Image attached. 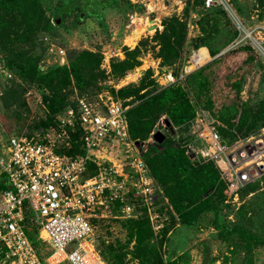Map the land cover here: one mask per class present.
Here are the masks:
<instances>
[{
	"label": "trees",
	"instance_id": "1",
	"mask_svg": "<svg viewBox=\"0 0 264 264\" xmlns=\"http://www.w3.org/2000/svg\"><path fill=\"white\" fill-rule=\"evenodd\" d=\"M115 1L92 0L91 3L112 6ZM68 3L71 4L68 10L74 6L77 9L76 20L82 19L84 15L77 0H60L54 6L49 5L48 12L43 0H0V61L7 72L19 79L10 81L0 90V104L8 109L12 120L7 127L11 130L8 134L41 133L47 126L55 125L56 116L65 107L72 106L75 109L76 98L94 94L100 87L99 81L109 76H120L127 69L136 66L140 54L147 48L154 49L157 45L154 54L160 58V65H170L180 60L186 45H190L191 51L204 46L210 57L198 68L186 73L182 80L176 79L159 85L151 77L150 69L146 68L137 82L110 88L114 97L127 105L125 117L132 139L144 140L160 117L171 124L174 133L170 134L163 127L164 138L159 143H148L143 153L155 185L166 198V201L160 199L162 201L156 206L158 214L163 217L157 231L158 236L150 227L144 207L140 206L139 212L132 217L92 219L95 246L106 264H126L123 260L125 251L136 259V264H171V260L162 259L159 248L165 243L176 219L177 222L191 224L204 210L211 208L215 211L218 205L230 206L229 202H224L225 184L212 161L191 158L185 153L184 145L190 138L186 132L188 121L194 115L196 107L207 108L222 122L223 125L217 124L216 128L226 140L238 134L246 135L264 125V98L254 102L249 98L239 100L242 77L224 63V58L229 53L238 50L245 52L243 61L250 62L255 56L254 49L245 42L216 54L236 37L237 29L230 24L221 5L214 3L204 6L203 0H186L182 14L170 13L163 16L160 19L161 28H155L150 37H140L131 47L122 45L123 56L109 58L108 71L100 66L101 52L86 47L69 49L65 52L64 63L57 62L41 70L38 65L39 53L34 51L35 38L40 32L53 30L61 23L62 14L66 12L64 4ZM193 3L203 6V11L196 20L198 33L187 37L186 15ZM94 11L93 15L99 19V11L96 8ZM151 41L154 43H150ZM44 48L46 52V44ZM222 67L224 72L221 78L226 89L223 87L225 92L219 97L213 78L220 76ZM177 72L173 67L171 73L177 75ZM28 83H34L39 88L43 112L31 119L27 124L28 130L24 131L26 119L21 109L26 106L24 92L25 84ZM71 92L73 97H70ZM80 135L81 129L77 119H74L68 137L69 144L61 150L68 154L81 153ZM87 163L88 170L93 171L92 163ZM0 177V188H5L1 181L4 177ZM256 186L257 181L244 184L240 188V198L251 194ZM116 207L115 203L112 214H117ZM242 219L243 222L230 225L224 222L214 224L221 234H233L236 241L233 244L243 243L248 252L251 244L259 242L261 238L248 226V217ZM109 220L119 222L118 225L125 229L128 240L133 238L130 248H126L127 242L121 243L118 237L106 241L104 239L106 246L99 248L98 245L102 242L99 230L106 231L109 226L104 227V224ZM26 232L33 245H43L35 238L34 227Z\"/></svg>",
	"mask_w": 264,
	"mask_h": 264
},
{
	"label": "built area",
	"instance_id": "2",
	"mask_svg": "<svg viewBox=\"0 0 264 264\" xmlns=\"http://www.w3.org/2000/svg\"><path fill=\"white\" fill-rule=\"evenodd\" d=\"M213 1L204 0V5ZM223 4L233 18V11ZM46 53L58 63L66 61L65 50L51 42L46 43ZM117 53L102 52L100 66L105 71L109 58ZM199 53L198 48L192 50L177 75L168 71L163 82L182 80L198 68L206 61ZM124 76L119 79L123 84L129 81ZM76 99L75 109L65 107L56 124L41 133L6 135L0 153L5 185L0 188V264H106L95 246L92 219L132 217L143 206L154 234L161 225L163 217L156 206L166 198L143 158L161 118L144 140L135 142L128 133L127 105L120 99L101 92L94 98ZM74 119L81 129L82 152L68 154L61 149L69 144ZM186 132L190 138L185 153L212 161L225 184L224 202L239 204L240 188L246 183L257 180L264 185V125L226 140L206 110L196 107ZM115 203L116 215L112 214ZM32 227L43 245L32 244L26 232Z\"/></svg>",
	"mask_w": 264,
	"mask_h": 264
},
{
	"label": "rangeland",
	"instance_id": "3",
	"mask_svg": "<svg viewBox=\"0 0 264 264\" xmlns=\"http://www.w3.org/2000/svg\"><path fill=\"white\" fill-rule=\"evenodd\" d=\"M185 1L116 0L112 6H102L96 2L93 5L91 3L92 0H77V5L81 7L82 15H84L78 21L75 18L77 10L75 6L68 10L71 4H64L63 9L66 12L62 14L61 23L53 30L40 32L35 38L34 51L39 53V68L43 70L57 63L54 55L45 52L44 46L48 42L62 47L66 53L69 49L86 47L99 50L101 55L102 52L117 51L118 53L112 55L110 59L113 57L121 58L123 56L122 45L131 47L140 37L145 35L150 37L155 28H161L160 19L163 16L170 13L182 14ZM189 1L192 2V0ZM59 2L60 0H43L46 12L49 11L47 8L49 5L54 6ZM224 2L233 11V18L223 7L225 5L223 4ZM214 3L221 5L225 9L230 24L237 29L236 37L224 48L234 47L235 45L247 42L254 49L255 56L250 62L243 61L245 52L240 50L235 53H229L224 58V63L233 71L235 70L236 75L240 74L242 77L239 100L249 98L251 102H254L259 98H264V0H214L212 4ZM192 5L186 15L187 37L198 33L196 20L200 12L203 11V6L196 3ZM95 8L99 11V19L93 15ZM150 43H154V41ZM156 49L157 45L154 49L147 48L144 50L140 54L139 63L127 69L120 76H109L99 81L100 87L94 94H90L89 98H94L98 92H101L103 95L110 94L114 96L110 92V88L113 89L120 86L117 83H121L122 85L123 83L119 81L121 77L125 75L126 77L124 76V78L129 80L128 82H137L146 68L150 69L151 77L154 78L157 84H167L163 82L162 77L164 74L172 71L173 67L179 72L181 67L186 64V59L191 53L190 45H186L180 60L174 64L160 65V58L154 54ZM199 52V54L205 53L204 48H200ZM209 58H206V60ZM2 70L7 71L0 61V90L10 81H19L12 74L9 76L4 74ZM221 70L219 71L220 76L217 75V78H213L215 82L214 88L218 89L217 96L219 97H221L225 92L224 89H226L224 81L221 78L224 68L222 67ZM113 84L117 85L113 86ZM25 86L24 98L26 106L21 109L22 115L26 119V124L23 126L24 131L28 130L27 124L31 122V119L43 112L39 88L34 83H28ZM71 93L70 97H73L74 94L73 92ZM206 112L210 115L216 126L217 124L223 125L208 109ZM8 113V109L0 104V153L5 143L6 135L8 132H11L7 128L12 123ZM160 118L161 126H159V130L163 132L165 125L162 122L163 118ZM238 136L240 135L238 134ZM263 186L258 181L257 188L251 194L244 196L239 204L233 206L229 202L230 206L220 207L218 205L215 211L211 208L204 210L191 224H183L177 222L176 219V223L164 241L165 243L159 248L162 259L171 260V264H264ZM236 207L238 208L236 209ZM242 217H248V226L251 230L253 229L252 231L255 235L261 238L259 242L251 244L248 252L245 250L246 247L242 245L243 243L237 242V244H233L236 243L233 234L231 236L221 234L216 226L221 222L228 225L236 222L241 223L243 222ZM118 224L119 222L113 220L105 222L104 227L109 226V228H106V231H102L103 229L99 230L100 239L102 240L98 245L99 248H104L106 244L104 239L106 241L115 237H118L121 243L127 242L126 248L132 246L133 238L128 240L125 229ZM97 232L96 230L95 233ZM151 240L154 239L152 238ZM123 260L126 264H136L137 262L135 258L130 257L128 251L124 252Z\"/></svg>",
	"mask_w": 264,
	"mask_h": 264
},
{
	"label": "water",
	"instance_id": "4",
	"mask_svg": "<svg viewBox=\"0 0 264 264\" xmlns=\"http://www.w3.org/2000/svg\"><path fill=\"white\" fill-rule=\"evenodd\" d=\"M225 49H227V48H224V49L220 50V51L217 52L216 54H219V53L223 52ZM216 54H215V55H216ZM162 122H163V124L165 125V127L167 128V131H168L170 134H173V133H174V129H173V127L171 126V124H170L165 118L162 119ZM164 136H165L164 133L161 132L159 129H156V130L152 133V139H153V141L156 142V143H159V142L164 138ZM135 142H137V141H135Z\"/></svg>",
	"mask_w": 264,
	"mask_h": 264
},
{
	"label": "crops",
	"instance_id": "5",
	"mask_svg": "<svg viewBox=\"0 0 264 264\" xmlns=\"http://www.w3.org/2000/svg\"><path fill=\"white\" fill-rule=\"evenodd\" d=\"M132 42H134V41H132ZM204 48V50H205V53H202V55H204L206 58H208L209 57V55H208V53H207V50H206V48L204 47V46H200V47H198V49H200V48ZM198 159V158H197Z\"/></svg>",
	"mask_w": 264,
	"mask_h": 264
},
{
	"label": "bare ground",
	"instance_id": "6",
	"mask_svg": "<svg viewBox=\"0 0 264 264\" xmlns=\"http://www.w3.org/2000/svg\"><path fill=\"white\" fill-rule=\"evenodd\" d=\"M199 55H201V54H199Z\"/></svg>",
	"mask_w": 264,
	"mask_h": 264
}]
</instances>
